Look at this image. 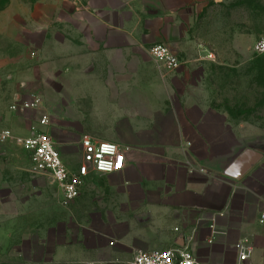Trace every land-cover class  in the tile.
<instances>
[{"label": "crops", "instance_id": "0c3cea01", "mask_svg": "<svg viewBox=\"0 0 264 264\" xmlns=\"http://www.w3.org/2000/svg\"><path fill=\"white\" fill-rule=\"evenodd\" d=\"M54 16L55 73L73 78L44 76L43 101H117L105 140L128 149L127 163L91 171L78 198L54 207L52 224L39 210L41 225L23 243L26 264H128L138 251L184 246L204 264H236L243 239L264 264L263 157L239 178L224 172L221 115L206 107L207 68L198 64L213 54L189 50L181 6L57 0ZM165 37L183 62L176 70L149 52Z\"/></svg>", "mask_w": 264, "mask_h": 264}, {"label": "rangeland", "instance_id": "374dc122", "mask_svg": "<svg viewBox=\"0 0 264 264\" xmlns=\"http://www.w3.org/2000/svg\"><path fill=\"white\" fill-rule=\"evenodd\" d=\"M56 1L0 0V132L8 128L13 135L8 140L0 138V264H26L23 243L39 221L41 225L38 211L45 210L46 223L52 224L54 207L67 206L62 204L58 186L49 175L35 170L31 153L17 138L27 136L34 127L45 130L66 164L75 168L81 161L84 136L105 140L114 133L117 101H112L114 105H108L109 101H44L39 110L11 109L31 93L41 95L44 76L52 84L73 78L55 73L59 62L54 50ZM160 3L166 8L181 6L190 51L196 45L213 54L198 64L207 68L206 107L221 115L222 152L218 155L226 172L243 152L264 148V54L253 52L254 43L264 35V0ZM154 44L168 43L165 37ZM44 114L50 124L39 127ZM208 127L212 131L213 125ZM234 149L237 153L228 154Z\"/></svg>", "mask_w": 264, "mask_h": 264}, {"label": "built area", "instance_id": "2783aa9c", "mask_svg": "<svg viewBox=\"0 0 264 264\" xmlns=\"http://www.w3.org/2000/svg\"><path fill=\"white\" fill-rule=\"evenodd\" d=\"M149 52L157 64L167 70H176L182 65V59L168 44H155ZM255 54H264V35L260 36L253 45ZM211 57V56H210ZM44 105L41 95L31 93L27 99H21L13 104L11 109L15 112H28L39 110ZM50 117L44 114L39 127H47ZM0 138L8 140L13 138L8 128L0 132ZM18 144L31 153V160L37 172L46 173L58 186L62 195V204L69 205L79 197L85 180L91 171L111 174L121 172L127 163V148L109 140H98L86 135L82 139V157L77 167H69L63 159L54 140L43 129L34 130L27 136L17 138ZM264 218V215H263ZM237 253L236 264H255L251 258L254 253L253 244L243 239L235 244ZM128 264H204L193 253L189 246L182 248L138 251Z\"/></svg>", "mask_w": 264, "mask_h": 264}, {"label": "water", "instance_id": "95a60500", "mask_svg": "<svg viewBox=\"0 0 264 264\" xmlns=\"http://www.w3.org/2000/svg\"><path fill=\"white\" fill-rule=\"evenodd\" d=\"M264 155V148L249 149L240 154L226 169V174L239 178Z\"/></svg>", "mask_w": 264, "mask_h": 264}]
</instances>
